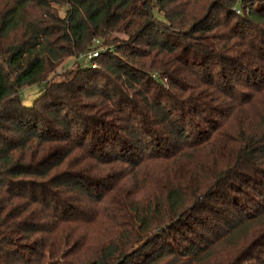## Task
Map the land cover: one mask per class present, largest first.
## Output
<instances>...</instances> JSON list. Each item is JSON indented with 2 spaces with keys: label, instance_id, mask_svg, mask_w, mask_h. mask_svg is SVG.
Instances as JSON below:
<instances>
[{
  "label": "trees",
  "instance_id": "16d2710c",
  "mask_svg": "<svg viewBox=\"0 0 264 264\" xmlns=\"http://www.w3.org/2000/svg\"><path fill=\"white\" fill-rule=\"evenodd\" d=\"M260 235L264 0H0V264H264Z\"/></svg>",
  "mask_w": 264,
  "mask_h": 264
},
{
  "label": "rangeland",
  "instance_id": "374dc122",
  "mask_svg": "<svg viewBox=\"0 0 264 264\" xmlns=\"http://www.w3.org/2000/svg\"><path fill=\"white\" fill-rule=\"evenodd\" d=\"M108 48H109V46H103L102 47V49L104 51H106V52L109 51ZM79 64L80 63L77 62L76 58H70V59L64 60L63 63L57 68V70L55 72H52L49 75L47 81H49V82H59V81L64 80V78L67 77V75L70 72H72V71L74 72V71H76L78 69ZM96 66H97V64L92 69H96ZM39 95H40V88H39V86H36V85H32L29 88H25V89H23L20 92V96H21L22 103L26 107H30L32 105V102ZM257 237H258L257 240L260 241L261 239H263L264 236L260 235V236H257Z\"/></svg>",
  "mask_w": 264,
  "mask_h": 264
},
{
  "label": "built area",
  "instance_id": "2783aa9c",
  "mask_svg": "<svg viewBox=\"0 0 264 264\" xmlns=\"http://www.w3.org/2000/svg\"><path fill=\"white\" fill-rule=\"evenodd\" d=\"M94 42V41H93ZM98 43V41L95 42ZM106 51H104L102 49V47L100 48H96L95 50H89L88 52L85 53H81L79 54V56L76 58L77 62L82 64L83 66L89 67V68H94L95 67V63L94 60L99 57L101 54L105 53ZM79 64V65H80Z\"/></svg>",
  "mask_w": 264,
  "mask_h": 264
}]
</instances>
